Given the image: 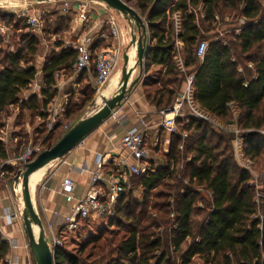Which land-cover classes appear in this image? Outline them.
I'll return each instance as SVG.
<instances>
[{
    "label": "trees",
    "instance_id": "trees-1",
    "mask_svg": "<svg viewBox=\"0 0 264 264\" xmlns=\"http://www.w3.org/2000/svg\"><path fill=\"white\" fill-rule=\"evenodd\" d=\"M123 1L131 4L148 25L151 43L145 74L153 66L162 69L160 80L149 81L151 77L144 80L150 104L159 112L171 108L187 77L194 75V103L226 129L191 115L185 107L186 115L176 120L177 131L172 133L169 151L164 153L158 146L154 151L162 154L160 162H150L144 175H132L134 188L124 193L116 204L115 217L110 221L122 235L109 239L99 236L98 246H92L94 251L88 257H83L85 249L73 254L64 246L59 247L54 252L55 264H178L168 259L170 246L178 253L180 264H191L197 257L204 264H264V178L262 189L252 185V172L240 165L234 149L235 139L240 138L247 159L254 168L259 165L264 169V135L260 132L264 129V0ZM175 15L181 26L178 36ZM217 15L222 20L227 15L235 20L244 17L246 25L240 35L232 34L227 44L222 39L210 40L201 60L198 46L207 40L204 33L212 34L216 30ZM59 19V24L65 26L70 22V17ZM176 38L184 43L181 49L184 71L176 60ZM2 40L0 36V127H3V115L11 106H20L47 119L45 110L58 92L57 74L73 73L77 50L58 44L60 51L49 56L43 66L41 98L35 94L22 101L23 92L37 76L41 38L25 31L15 51L2 50ZM98 46L101 43L96 41L92 47L91 70L78 77L77 83L86 81V87L78 101L69 102L66 120L93 100L95 89H89L90 79L96 74ZM250 64L253 69L249 68ZM240 67L244 69L242 73ZM155 84L160 87L149 91ZM235 125L239 135L231 130ZM61 128L58 124L46 133L45 150L66 134L58 133ZM7 158L0 140V159ZM182 161L184 176L189 180L186 186L179 180L177 168ZM24 167L20 165L19 169ZM200 187L212 192L207 209L197 207ZM138 188L142 189L140 200L134 197ZM169 225L170 233L162 238L158 230ZM10 251V243L0 233V263H7Z\"/></svg>",
    "mask_w": 264,
    "mask_h": 264
},
{
    "label": "rangeland",
    "instance_id": "rangeland-1",
    "mask_svg": "<svg viewBox=\"0 0 264 264\" xmlns=\"http://www.w3.org/2000/svg\"><path fill=\"white\" fill-rule=\"evenodd\" d=\"M76 0H73L75 2ZM87 1V0H86ZM33 2V1H31ZM54 1L50 2H36L37 4L34 5L35 10H41L43 14V33L41 34L40 38L42 41V45L39 47L38 56L36 60V66H40L43 63H45L46 59L53 55L55 52H59V46L58 44H65L67 45V42H73L78 41L79 37L74 36L76 34H72L70 31H72L74 24L75 16L71 13V11H64L62 6L60 4H54ZM89 2L90 5V11L91 13L96 11L98 8H104L108 9L110 13L112 14L113 19L116 20V25L119 27V24L121 26V30L125 29L126 35L129 37L130 33H136L137 29L134 24H130L124 17L117 13L114 10H110L105 4H100L97 2ZM97 3V4H95ZM23 2L19 0H0V25L8 28V37L5 40H2L1 49L7 50V51H15L17 49V45L20 42V38L22 33L31 32V29L28 27V24L26 20L21 17V10L23 7ZM130 6H132L130 4ZM133 7V6H132ZM134 8V7H133ZM99 10V9H98ZM229 16V15H227ZM226 16V17H227ZM59 17H70V22L68 25L65 26V24H59ZM106 17V16H105ZM225 17V18H226ZM230 22L233 21L234 17L231 16ZM224 18V20H225ZM105 19V18H104ZM222 19V18H221ZM235 20V19H234ZM223 21V20H222ZM119 22V24H118ZM106 26H110L105 24ZM238 24L231 25L229 24H223L220 23L216 30L212 34H208L207 32L204 33L207 35L206 41H212L215 40L217 37H220L222 40L227 41L231 39L232 34H236L235 30L237 28ZM70 30V31H69ZM123 32V31H122ZM204 35V36H205ZM130 38V37H129ZM209 38V39H208ZM106 41L101 43V46L106 45ZM129 41V40H128ZM130 43V42H127ZM210 43V42H209ZM108 44V42H107ZM72 46V45H71ZM103 47V48H104ZM41 57V58H40ZM43 57V60H42ZM95 66V64H93ZM123 65H118L115 72L112 75V80L108 87H106L101 93H97L94 90L93 100L87 104V106L81 110L76 116H74L70 120H66L64 117H62V122L60 123L62 125V128L58 131L60 132H67L69 128L73 127L77 122L80 120L94 114L97 110H99L103 105L104 101L102 99V96L109 95L110 92L114 87H116L119 83V75L115 76L116 73H118V69L120 68V71L122 70ZM155 71H149L148 73L143 75L141 77L140 81L143 82L141 84L144 85V80L146 77L149 81L156 82L161 79L162 75H160V68H156ZM137 73V72H135ZM131 79V82L134 81V75ZM63 78L67 77L70 73H64L62 72ZM94 75V74H93ZM96 75V74H95ZM94 75V77H95ZM149 75V76H148ZM115 76V77H114ZM114 77V78H113ZM122 78V74H121ZM147 79V78H146ZM91 81V79H90ZM89 81V82H90ZM92 86L90 85L89 90H93V80L91 81ZM86 81L82 82L79 87H71L69 91L71 90L72 95L70 96V102L78 101L81 97V91L86 87ZM160 87V84H155L152 86V88H149V91H153L156 88ZM147 92V89H145V93ZM110 97V96H109ZM109 99V98H107ZM46 111V110H45ZM47 112V111H46ZM48 113V112H47ZM235 114V113H234ZM238 115L235 114V120H237ZM3 121V127H0V140L4 144V147L8 153V160H2L0 159V170L4 169L7 170L6 174L3 176H0V200L1 204H4V207H11V211L13 214H16L17 220L15 225V230L20 231L22 236H24V241L27 251V255L24 258L25 264H36L35 259L33 257L31 248L29 246L28 238L25 234V226H24V220H23V195H22V189L21 187L18 188L17 191H14L13 185H14V178L17 175L18 171L20 170V165L16 163H11L10 160L17 159L18 156L22 154V152L29 146L33 148H37V151L35 155H39L41 152L45 150V146L43 144L44 136L49 131L48 125H49V116L47 119L41 118L40 114L35 115L33 113H30L27 110H22L20 106L11 107L7 114H4L2 117ZM47 127V128H46ZM47 129V130H46ZM232 130H238L237 125H235V128ZM239 131V130H238ZM244 132V131H242ZM236 135H239V133L234 132ZM261 137V136H260ZM258 137V139H262ZM238 139V138H237ZM240 139V138H239ZM236 140V139H235ZM153 142H149V145H152ZM161 148L162 146H165V143L160 144ZM150 148V147H149ZM166 148V147H165ZM155 148L152 150V156H160L162 154H155ZM154 151V153H153ZM34 155V156H35ZM158 156V157H159ZM186 160V159H185ZM247 162V166L249 171L252 172V176L254 179V182L251 181L252 185H257V189H260L263 187L261 185L262 178H264V169H261L262 166H259L254 168L253 163L250 159H245ZM239 161V160H238ZM240 163V161H239ZM184 164V161L180 162L178 168L179 170V180H182L183 185H188L185 183V180L188 179V177L184 176V168L182 167ZM263 165V164H262ZM44 173L49 177V168H43L39 172H37L32 178H31V191L33 194L35 205L38 209V211L42 214L41 210V204L40 199L42 197V182L40 183ZM40 183V184H39ZM39 184V185H38ZM134 188V185L132 183V188ZM200 198L197 201V207L198 209H207L208 203L212 200V196L210 195V192L206 189L199 190ZM134 197L137 200L142 199V189L138 188L134 192ZM155 200V199H154ZM174 202V198H171V203ZM175 215V214H174ZM172 217V215H171ZM174 218V217H172ZM57 229H60L57 228ZM2 231V230H1ZM1 235L3 232H1ZM5 231V230H4ZM171 227L169 226H162L158 233L162 238H166V235L170 233ZM36 235L38 233L35 230ZM122 231L114 226H112V222L108 217H102L95 220H91L90 222L84 223L82 222V227L78 231L70 232L66 229H63L61 231L60 237L62 238V241L64 243V248L73 254H78L82 249H85L86 252L83 254V257H88L91 253H93L92 246L97 245L96 239L99 236H104L105 239H109L111 237H115L116 234L122 235ZM48 236V233H47ZM51 240H49L50 242ZM95 247V246H93ZM168 259L176 261V263L180 264L179 255L175 251L174 247L170 246L167 251ZM7 261V259H6ZM5 263V262H4ZM0 263V264H4ZM191 264H204L203 261L197 257Z\"/></svg>",
    "mask_w": 264,
    "mask_h": 264
},
{
    "label": "built area",
    "instance_id": "built-area-1",
    "mask_svg": "<svg viewBox=\"0 0 264 264\" xmlns=\"http://www.w3.org/2000/svg\"><path fill=\"white\" fill-rule=\"evenodd\" d=\"M23 2V7L20 12L21 17H23L28 27L31 29L32 33L41 36L43 33V12L41 10H35L34 5L36 2L31 1H21ZM62 8L64 11H73L74 10V24L77 27L83 26L90 20L91 9L89 2L86 0H62ZM218 23L223 24H231L235 25L238 24L235 32L236 35H240L242 32V28L246 25V19L244 17H240L237 20L230 22L231 17L227 16L225 20L222 21L219 15L215 18ZM175 20V31L176 36L181 31V26L179 23L178 15L174 16ZM110 25L112 34L114 36H118L119 30L118 26L116 25L115 19H110L108 22ZM8 34V28L0 25V35L5 36ZM221 39L217 37L215 41ZM95 38L89 35L84 36L82 39L78 41L75 45V49L78 52L77 59L74 64V69L72 75L64 81L63 84H60V87L65 86L69 82H75L79 75L84 71H90L92 66V47L95 45ZM227 44V41H224ZM184 47V43L176 38V50H177V63L184 71V63L183 57L181 53V49ZM209 48V42L204 40L200 42L197 55L198 57L203 60ZM120 60V53L119 51H114L110 49H104L98 52L96 57V66L95 71L96 75L93 81V88L97 93H101L108 85L111 77L114 73V70ZM250 69H253V64L249 65ZM239 71L242 73L244 69L242 67L239 68ZM63 76L57 74V79H61ZM193 80L194 75H189L187 77V81L184 84V87L178 96L175 104L168 109L162 110L160 112L161 116L163 117L162 125L163 127L174 133L177 131V124L176 120L179 117H183L186 114L184 113L185 107L188 108L191 115H194L198 118L204 119L215 124L217 127L224 128L219 122L215 119L211 118L206 113L199 110L198 106L193 101ZM75 86H78L74 84ZM247 86V84H245ZM38 89H42V86L37 85ZM38 93V92H35ZM65 104L59 102L56 99L54 102L51 103V106L48 108V116H49V131L53 130L54 127L62 122L63 114L65 113ZM111 119L119 120V112L113 111ZM232 130V129H231ZM236 133H239L238 130H232ZM264 135V129L260 131ZM187 135H184L186 138ZM122 144L124 148L130 153V156L134 160V163L128 162L127 159H124L121 162V165L127 166L128 170L121 172L120 170L116 169H109L108 172H104V164H105V157L99 155L97 157V169L93 172L91 177V187L87 194L80 198H75V191L76 185L73 179L69 176L65 177L61 183L59 193L62 194L66 201L68 202V210L66 212H59L57 210L53 211L54 217H60V221L57 227V220L53 219L48 224V240H51L50 247L55 252V250L59 247H63L64 243L62 238L59 234L63 229H66L70 232L78 231L81 226L82 222H90L91 220H95L102 217H108L109 219L115 217V207L120 199V197L126 193L127 191L131 190L132 188V175H144L148 172L150 168V162L155 160L154 156H152V150L159 146L158 142L155 141L152 145H149L148 139H146V135L144 131L140 130L139 128H132L129 129L122 139ZM150 147V148H149ZM181 149L184 147L181 146ZM234 149L236 153L237 160L240 161V165L244 168L248 169V164L246 162V154L243 151V142L241 139H236L234 141ZM37 151V148H33L31 146L27 147L17 159L10 160L11 163H16L19 165H27L28 163L32 162L34 159V155ZM154 152V151H153ZM168 152V150H166ZM8 160V159H7ZM238 161V162H239ZM183 167V166H182ZM180 168V167H177ZM6 172L4 169L0 170V176L5 175ZM254 182V180L252 181ZM186 184H189V180H185ZM252 184V183H251ZM261 187L260 189H262ZM203 187H200L199 190H203ZM210 192V191H209ZM212 196V192H210ZM262 196V193H258V197ZM259 202V198L257 199ZM17 215L13 214L11 211V207H3L0 200V230L2 229L3 223L6 226H14L17 220ZM174 217V213L172 214ZM60 229H57L59 228ZM46 233V235H47ZM6 264H22L18 261V259L7 261Z\"/></svg>",
    "mask_w": 264,
    "mask_h": 264
},
{
    "label": "crops",
    "instance_id": "crops-1",
    "mask_svg": "<svg viewBox=\"0 0 264 264\" xmlns=\"http://www.w3.org/2000/svg\"><path fill=\"white\" fill-rule=\"evenodd\" d=\"M53 3L60 4L62 6V0H57L54 1ZM98 9H96V11L91 13L89 22H87L86 24L80 27L74 25L72 31L70 30L69 31L72 34H76L74 36L75 37L78 36L79 40L86 35L94 37L95 40L98 41V43H102L105 42V40H107L105 47L104 46L97 47V53L106 48L110 50L112 49L114 51L116 50L119 51L120 60L117 66L122 64L123 67L121 71L120 68L118 69L119 72L116 73L115 76H118L120 74L119 75V83H120V81L122 80L121 74L123 73V68L125 63L124 55L126 53H129L130 55V62H129L130 68L136 67L138 63V54L136 48L135 46L131 45L133 33L132 34L130 33L129 35L130 38H129L125 33V29L121 30V26L118 22L119 35L114 36L112 34L111 27L105 25V24L108 25L107 22L110 19H113L114 17L110 13V11H108V9H104V8H98ZM72 13L74 14V10L72 11ZM0 36L4 40L8 37V35L5 36L0 35ZM78 41L67 42V46L72 45L73 47H75ZM42 44L43 43L41 41V45ZM43 66L44 63L39 67L37 66L38 72L36 79L30 84L28 89H26L23 92V95L21 96L22 101L27 100L30 96L35 94L39 95V97L41 98V91L44 89ZM156 68L158 69L160 68L159 70L161 74L162 69L159 66H153L150 72L157 70ZM134 73H135L134 79L135 78L136 79L132 82L130 80V84L134 83L139 78L141 79L143 75L145 76V71L143 75H141L139 68L134 69L133 74ZM133 74L131 76V79L133 77ZM61 75L63 74L61 73ZM71 75L67 76L66 78L65 77L64 78L62 77L61 79L58 78V82H57L58 92L52 101L54 102L56 99H58L59 102L65 104L66 107L65 111L70 102L69 100L70 96L72 95V92L71 90L69 91V89L71 87L77 88L81 85L77 83L78 80L77 78L76 83L69 82L63 87L59 86L60 84H63L64 81L67 80ZM91 78H92L91 81L92 80L94 81V77ZM111 80L109 81L108 85L110 84ZM140 82L141 81H139L134 86L133 90L128 93L126 99L122 102V105L115 109V111L119 112V120H114L109 118L98 129H96L94 132L88 135L83 140V142H81L78 146H76L64 158L51 162L50 164L44 167V168L47 167L49 168V177L46 178L47 175L44 173L40 181V183L42 182L41 184L42 197L40 199L42 214L38 211L39 208L37 209V211L43 221L44 230L46 233L48 230V224L51 220L56 219L58 221L57 227L58 225H60L59 224L60 217H54L53 211L57 210L61 213V212H66L68 210L69 204L66 201V198L59 193L61 183L65 177L69 176L75 182L76 185L75 198L78 200L84 197L91 187V177L93 172L96 171L97 169L96 161L99 155L105 157L106 162L104 164V172H108V170L112 168L116 170H120L121 172L127 171L128 170L127 166L121 165V162L124 159H127L128 162L130 163H134V160L130 156V153L124 148L122 144V139L124 137V134L129 129L135 127L139 128L140 130L144 131L146 135V139H148V142L154 143L155 141H157L159 146L161 142L165 143V146H162L163 147L162 150L164 153H167L166 150L169 151L172 133L163 127L162 125L163 117L160 114L161 111L159 112L156 109V107L151 105L150 102L147 100V96L145 93V86L141 84L143 82L141 83ZM74 84L78 86H75ZM37 85L42 86V89L41 88L38 89ZM108 85L106 87H108ZM117 88L118 85L112 89L109 95L102 96L103 101L105 102L107 98L111 99L114 96ZM50 106L51 104L48 106V108ZM11 107H15V106H11ZM63 117L65 118V113L63 114ZM158 156H154V158L157 162H160L159 160L161 158L160 156L159 157ZM6 171L7 170H5V172ZM2 206L4 207V204H2ZM3 225L4 226H2L1 229L2 231L1 230L0 231L3 232L2 233L3 238L7 240L11 245V251L7 256V261L18 259L20 263L25 264L24 258L27 255V251H28V249H26L25 247L26 244L24 241L25 237L22 236L20 231H16L18 229L15 230L16 223L14 226H10V227L6 226L5 223H3ZM16 226L18 227V225Z\"/></svg>",
    "mask_w": 264,
    "mask_h": 264
},
{
    "label": "water",
    "instance_id": "water-1",
    "mask_svg": "<svg viewBox=\"0 0 264 264\" xmlns=\"http://www.w3.org/2000/svg\"><path fill=\"white\" fill-rule=\"evenodd\" d=\"M33 2H50L57 0H19ZM91 2H99L105 4L109 9L121 14L130 24H134L137 33L132 34L131 45L135 46L138 54V63L136 67L130 68V55H124V68L122 80L114 96L105 100L104 105L94 114L77 122L53 147L41 152L32 162L20 169L14 178V191L19 187L22 189L23 195V220L25 226V234L28 238L36 264H55L54 251L50 247L49 240L44 230L43 221L37 211L33 194L30 186L31 176L50 164L51 162L60 160L69 154L76 146L98 129L112 115L113 111L122 105L128 93L133 90L134 86L140 81V78L130 84L131 76L134 69L139 68L140 74L143 75L145 70L146 58L150 50L151 40L149 38L148 25L143 17L135 8L130 6L123 0H87ZM35 227L38 235L35 233Z\"/></svg>",
    "mask_w": 264,
    "mask_h": 264
},
{
    "label": "bare ground",
    "instance_id": "bare-ground-1",
    "mask_svg": "<svg viewBox=\"0 0 264 264\" xmlns=\"http://www.w3.org/2000/svg\"><path fill=\"white\" fill-rule=\"evenodd\" d=\"M119 85V84H118ZM40 171V170H39ZM39 171H37V172H39ZM37 172H35L32 176H31V178L37 173ZM30 186H31V179H30ZM35 230H36V232L38 233V230H37V228L35 227Z\"/></svg>",
    "mask_w": 264,
    "mask_h": 264
}]
</instances>
